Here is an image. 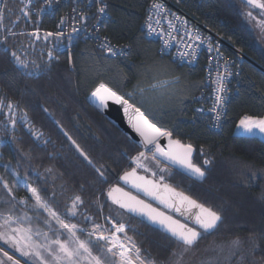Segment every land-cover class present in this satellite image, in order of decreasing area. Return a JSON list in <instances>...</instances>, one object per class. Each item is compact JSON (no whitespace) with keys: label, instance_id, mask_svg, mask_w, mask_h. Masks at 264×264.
<instances>
[{"label":"trees","instance_id":"16d2710c","mask_svg":"<svg viewBox=\"0 0 264 264\" xmlns=\"http://www.w3.org/2000/svg\"><path fill=\"white\" fill-rule=\"evenodd\" d=\"M105 2L110 20L103 33L128 47L125 58L109 57L92 42L80 40L70 55L58 53L53 39H45L55 30V17L37 18L24 10L20 0L5 2L0 28V214H27L31 224L24 222L25 227L53 236L55 229L50 231L40 219V209L33 207V187L62 218L70 217L72 199L81 196L83 204L72 219L79 227L99 222V201L108 211L109 188L134 168L130 159L141 148L89 103L103 83L140 108L152 123L194 147L193 162L206 173L203 182L159 161L168 170L166 183L222 217L215 230H199L201 238L191 247L211 239L251 238L264 258V139L236 133L244 116L264 118V72L242 62L238 93L228 105L220 131L213 132L194 111L205 80V57L195 66L177 65L160 52L157 41L147 39L141 25L154 0ZM178 5L264 68V43L252 26L255 13L249 8L261 10L242 0H181ZM157 82L166 83L153 88ZM115 208L125 218L111 217L127 225L128 233H135L143 254L166 262L176 246L183 245L141 216ZM91 246L103 244L91 237Z\"/></svg>","mask_w":264,"mask_h":264},{"label":"snow or ice","instance_id":"6c2138e0","mask_svg":"<svg viewBox=\"0 0 264 264\" xmlns=\"http://www.w3.org/2000/svg\"><path fill=\"white\" fill-rule=\"evenodd\" d=\"M31 3V0H28ZM48 4H51V0H47ZM249 3L256 5L259 8L264 9V3L260 0H248ZM7 7V5H5ZM154 8H161L162 5L155 4ZM100 13L105 12L104 7L98 9ZM251 15V13H249ZM3 19V12H0V20ZM73 32H78L79 29L73 28ZM37 35L38 34H34ZM63 32L46 33L45 39L50 36L62 37ZM71 39V36L68 37ZM199 39V37H195ZM102 47H107L102 46ZM108 52L115 55H124L123 49H114L107 47ZM18 63L27 66L24 61L20 60L15 53H12ZM49 53V58H51ZM181 56L187 55V53H180ZM166 82H157L156 85H152L153 88L161 87ZM216 87V98L213 105V111L216 112V118L219 119V109L226 99L224 93L226 85L218 75ZM143 92V89H140ZM129 95H132L131 93ZM92 97L99 101L100 106L106 107L109 100L114 101L117 104L123 106V110L126 116H128L129 123L135 129L137 133L143 137L144 148L151 153V159L157 161V157H163L172 164H178L189 173L195 175L197 178H203L205 173L202 169L196 166L192 162V153L194 148L191 144H182L179 140L172 139V133L168 131H162L155 125L151 124L147 117L138 108L129 104V101L124 96L119 95L116 91H113L107 85L101 83L96 87L92 93ZM8 108L11 110L12 105L9 104ZM15 122L13 121V124ZM238 127L242 128L245 132L254 134L256 131L264 133V118H256L252 116H244ZM161 137H167V147H162L159 143ZM75 144V141H73ZM151 146V147H149ZM79 148V145H77ZM202 151V150H201ZM83 154V153H82ZM85 159L87 157L85 156ZM147 159L145 152H140L133 158L136 167L131 171H125L120 177L125 184H130L132 188L138 192H142L146 197H151L153 200L159 201L165 208L179 213L181 216H186L190 219L194 225L198 226L203 233H209L218 227V223L221 222L222 217L216 211L210 207H205L204 204L198 203L196 200L185 195L183 192L177 191L174 187L165 182V176L160 175L156 178L157 173L151 171L147 167L143 160ZM91 163V161H88ZM158 162V161H157ZM205 164L209 161L205 160ZM137 168L143 169L145 172H151L152 179L146 176L139 175ZM100 176L103 177L104 173L97 169ZM161 171H164L163 169ZM5 188L9 192L12 191L5 184ZM32 197L35 199L34 208L43 209L48 218L44 220V224L52 231L53 222L58 225L53 231V236H49L48 232H42L39 229L35 231L31 226L25 227L24 222L31 224V218L24 214L23 216H14L11 213L8 215L0 214V241H3L9 247L13 248L16 252L20 253V256L29 258L32 264H153V262L145 261L141 258L140 249L136 247L131 237H127L126 228L124 224H115L114 230H110L109 235H105L101 231L100 225H95L93 230L88 232L89 240H83L78 235L82 230L76 224L68 223L61 216L51 208L46 201L43 200L37 188H30ZM108 198L112 203L119 206L121 209H127L129 212L136 213L141 216H147L154 223L159 224L167 232L174 237L177 242L185 245V250L193 246L202 235L201 231H198L196 227H189L185 223H181L179 220L174 219L173 216L167 215L164 211H160L158 208L152 207L151 204L146 203L145 200L139 199L137 195H133L130 191H125L120 186H113L109 188L107 192ZM83 204L81 196L76 195L72 199L71 207L68 211L71 215H76V210L79 205ZM195 210V211H193ZM87 219V217H85ZM115 223V222H114ZM15 225V226H14ZM117 233H124L127 238V243L121 240ZM66 234V236H65ZM61 236H65L61 239ZM95 236L97 242L103 241V247L101 248V254H94L91 246V237ZM34 237H40L42 239L37 240ZM54 237V238H53ZM235 244H239V241H235ZM0 252L7 258V261H11V264H21L19 259L14 258L0 248ZM118 257V259H116ZM0 264H6L5 260L0 259ZM25 264H28L25 261Z\"/></svg>","mask_w":264,"mask_h":264},{"label":"built area","instance_id":"2783aa9c","mask_svg":"<svg viewBox=\"0 0 264 264\" xmlns=\"http://www.w3.org/2000/svg\"><path fill=\"white\" fill-rule=\"evenodd\" d=\"M25 11L37 18L55 17L56 32H63L62 37L50 36L58 53L70 55L76 41H90L105 55L112 58L128 56V47L123 43H114L103 33L110 20L105 0H20ZM181 0H154L150 6L141 28L149 40L159 43L162 54L170 56L177 65L195 66L205 57V80L197 97L194 111L198 118L208 121L213 132H219L222 121L231 100L238 93L237 76L241 72V64L245 57L237 49L208 29L203 23L191 17L179 5ZM6 0H0V12ZM160 4L161 8L153 5ZM105 8L104 13L98 9ZM2 20H0V28ZM73 28L79 29L73 32ZM71 36V39L68 37ZM199 37L196 39L195 37ZM123 49L124 55H111L107 47ZM180 53H187L181 56ZM226 85L221 95L226 97L224 104L217 109L220 113L216 118L213 105L216 98L217 76Z\"/></svg>","mask_w":264,"mask_h":264},{"label":"rangeland","instance_id":"374dc122","mask_svg":"<svg viewBox=\"0 0 264 264\" xmlns=\"http://www.w3.org/2000/svg\"><path fill=\"white\" fill-rule=\"evenodd\" d=\"M249 9L250 11L255 13L253 17L254 20H253L252 26L254 25L253 28H257V31L260 33V36H261L260 43L263 45L264 43V12H261V11L255 12L254 9L252 8H249ZM238 125L236 128V131L240 133V135L258 136V137L264 138V133H260L259 131H256L254 134H250V133L245 132L242 128L238 127ZM140 152H145L147 156V159L143 160V163H145L147 167L151 169V171H154L157 173V176H156L157 178L160 175H164L165 181H166L168 179L167 178L168 170H166L161 165L159 160H157L158 162L153 161L151 159V153L148 152L147 150H141ZM137 155L133 156L130 159V162L134 164V167H136V165L134 163L133 158L136 157ZM162 169L164 171H161ZM137 170L143 172V174L145 173L151 176V172H145L141 168H137ZM107 204H108L107 205L108 211L104 209L103 203L99 201L98 203L99 222L96 223L94 221H90L89 228H84L81 226L79 227L78 223L75 220L74 221L72 220L73 217L77 216V214L73 216L69 212L68 216L70 217H64V218L61 217V218L64 219L68 223L78 225V227L82 231H84L86 235L88 232L93 230L95 225H100L101 226L100 230L103 231L105 235H109L110 230H114L115 224H123V223L117 222L116 220H113L111 216L115 217L118 220L125 218V216H123V214L119 210H117L113 204H111L110 202ZM40 211H41V214H39L40 219L41 220L47 219L48 218L47 213L43 209H40ZM52 228L56 229L58 228V225H55L53 222ZM125 228H126L127 237H131L137 247V243L135 241V236H134L135 233L134 234L128 233L127 225H125ZM132 229L134 228L132 227ZM117 235L121 238L122 241L127 243V238L125 237L124 233H117ZM34 239L40 240L42 238L34 237ZM237 240L239 241L238 245L234 243ZM101 244H104V242L101 241ZM185 247L186 246L184 245L182 246L177 245L175 251L171 254V256L166 262L163 259L162 260L159 258L156 259L155 257H152L148 254H143L141 249H140V255L142 259H144L145 261L153 262V264H264V258L259 256L258 254L259 252L258 246L256 245V242L251 238H248L245 240L239 237H230L228 239H224L223 241L211 239L208 242V244H200L199 246L187 248V250H185ZM0 248H2L4 251H7L8 254L11 256H14V258L19 259L21 264H25V261H27L28 264H32V261L29 258L20 256L19 252L18 254L17 253L15 254L13 252V248L3 245L1 243H0ZM13 254H15L17 257H15V255ZM0 259L5 260L6 264H11V261H7V258L3 256L2 252H0ZM116 259H118V257Z\"/></svg>","mask_w":264,"mask_h":264},{"label":"water","instance_id":"95a60500","mask_svg":"<svg viewBox=\"0 0 264 264\" xmlns=\"http://www.w3.org/2000/svg\"><path fill=\"white\" fill-rule=\"evenodd\" d=\"M244 57H245L244 60L250 62L251 64H253L254 66H256L257 68H259L260 70H262V71L264 72V68L260 67L257 63H255L253 60H251V59L248 58L247 56L244 55ZM88 100H89V103H90L92 106H94L99 112H101L104 116L108 117L110 120H112L114 123H116V124L120 127V129H121L125 134H127V135H128V136H129L134 142H136V143L139 145V147L141 148V150H146V149L144 148V146H143V137H141L140 134L137 133V132L135 131V129H134V128L131 126V124L129 123L128 116L125 115L124 110H123V106H122V105L117 104V103H115V102L112 101V100H109V101L107 102V106H106V107H102V106H100L99 101H98L96 98H93V97H92V94L90 95V97H89ZM129 104L133 105V104L130 103V102H129ZM133 106H134V105H133ZM134 107L137 108L136 106H134ZM138 109H139V108H138ZM139 110H140V109H139ZM140 111H141V110H140ZM141 112H142V111H141ZM144 115H145V114H144ZM145 116H146V115H145ZM146 117H147V116H146ZM147 119H148V117H147ZM148 121H149L151 124L155 125L157 128L161 129L162 131H167V130H165V129H162V128L158 127L156 124L152 123L149 119H148ZM172 139H173V140H177V139H175L173 136H172ZM180 142H181V141H180ZM159 143H160V145H161L162 147H167V144H168L167 137H161L160 140H159ZM181 143H182V142H181ZM182 144H184V143H182ZM149 147H151V146H149ZM193 148H194V147H193ZM194 153H195V149H194V151H193V153H192V162H193V156H194ZM157 160H159V161H161V162L167 164L168 166H170V167H172V168L178 170L179 172H182L183 174H185L186 176L190 177L191 179H193V180H195V181H197V182H203L204 179L206 178V173H205V172H204L205 175H204L203 178H197L195 175L189 173L187 170H185L184 168H182V167L179 166L178 164H172V163H170L168 160L164 159L163 157L158 156V157H157ZM193 163H194V162H193ZM194 164H195V163H194ZM195 165L198 166V167H200V166L197 165V164H195ZM200 168H201V167H200ZM201 169H202V168H201ZM202 171H204V170L202 169ZM138 174H139V173H138ZM140 175L145 176L144 174H140ZM146 177H147V176H146ZM148 178H149V177H148ZM149 179H151V178H149ZM120 180H121V179H120ZM121 181H122V180H121ZM119 182H120V181H119ZM128 188H132V187H128ZM132 189L134 190V192L136 191V194L138 193L137 195H139V196H138L139 199H142V200H143V198L141 197L142 195L139 194L140 192H138V191H137L136 189H134V188H132ZM145 198H146V200H145L146 203H149V204H151V205H152V204L157 205L158 207H160V208L164 209L165 211H167L171 216L173 215V216L179 217L180 219H182V220H184V221H186V222L192 224L193 226H195V227H197V228L199 229V227L196 226V225H194V223H193L190 219H188V217H186V216H181L179 213H176V212L172 211L171 209H167V208H165L164 205H162V204L159 203V201H157V200H153L151 197H146V196H145ZM152 207H153V205H152ZM159 210H160V209H159ZM193 211H195V210H193ZM169 214H167V215H169ZM136 215H137V214H136ZM180 222L183 223L182 221H180ZM199 230H201V229H199ZM2 247H3V246H2ZM13 255H15V254H13ZM15 257H17V256L15 255Z\"/></svg>","mask_w":264,"mask_h":264},{"label":"flooded vegetation","instance_id":"af4514ba","mask_svg":"<svg viewBox=\"0 0 264 264\" xmlns=\"http://www.w3.org/2000/svg\"><path fill=\"white\" fill-rule=\"evenodd\" d=\"M242 1H243L244 3H246L247 5H249L250 7H253V8H255V9H257V10H261L262 12H264V9L259 8V7H257L256 5L249 3L248 0H242ZM260 2H261V3H264V0H260ZM138 173H139V175H140V174H143V173H141V172H138ZM119 181H120L119 183H116V184L113 185V186H117V185H118V186L124 188L125 191H130L133 195H137V194H138V193L136 194V191L134 192V190H133L132 188H128V187H131L130 184H125V182H124V181H121L120 179H119ZM113 186H111V187H113ZM111 187H110V188H111ZM139 194L142 195L141 197L143 198V200H146L145 195H144L142 192H140ZM137 196H139V195H137ZM111 203H112V201H111ZM112 204H113L115 207L119 208L118 205H116V204H114V203H112ZM152 205H153L154 208H158V209H160V211H164L166 214H169L167 211H165L164 209L158 207L157 205H154V204H152ZM120 209H121V208H120ZM124 210H126L128 213H131V214H133V215H136V213L129 212L127 209H124ZM169 215H170V214H169ZM137 216H141V215H138V214H137ZM172 216H173V215H172ZM141 217L143 218L144 221L150 222V223L153 224L154 226H156V227H158V228L164 230L165 232H167L163 227H161L159 224L154 223L153 221H151L147 216H141ZM173 218H174V219H177V220H179V221H182L183 223L187 224L189 227H195V226H193L192 224H190V223H188V222H186V221L180 219L179 217L173 216ZM196 228H197V227H196ZM197 230L199 231L198 228H197ZM81 233L86 234L84 231H81ZM94 237H95V236H94ZM92 248H93V252H94V254H97V255L101 254V252L99 251V250H101V247H99V246H93Z\"/></svg>","mask_w":264,"mask_h":264},{"label":"crops","instance_id":"0c3cea01","mask_svg":"<svg viewBox=\"0 0 264 264\" xmlns=\"http://www.w3.org/2000/svg\"><path fill=\"white\" fill-rule=\"evenodd\" d=\"M140 109V108H139ZM141 110V109H140ZM142 111V110H141ZM143 112V111H142ZM144 113V112H143ZM236 133L238 134V135H240V133H238L237 131H236ZM260 138H263V137H260ZM264 139V138H263Z\"/></svg>","mask_w":264,"mask_h":264}]
</instances>
